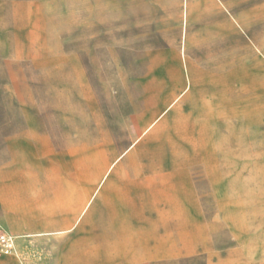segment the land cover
<instances>
[{"label": "rangeland", "instance_id": "obj_1", "mask_svg": "<svg viewBox=\"0 0 264 264\" xmlns=\"http://www.w3.org/2000/svg\"><path fill=\"white\" fill-rule=\"evenodd\" d=\"M0 264H264V0H0Z\"/></svg>", "mask_w": 264, "mask_h": 264}, {"label": "built area", "instance_id": "obj_2", "mask_svg": "<svg viewBox=\"0 0 264 264\" xmlns=\"http://www.w3.org/2000/svg\"><path fill=\"white\" fill-rule=\"evenodd\" d=\"M0 253L4 255H17L16 237L4 229L0 224Z\"/></svg>", "mask_w": 264, "mask_h": 264}]
</instances>
